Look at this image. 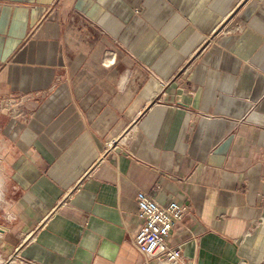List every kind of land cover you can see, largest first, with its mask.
<instances>
[{"label": "crops", "instance_id": "obj_1", "mask_svg": "<svg viewBox=\"0 0 264 264\" xmlns=\"http://www.w3.org/2000/svg\"><path fill=\"white\" fill-rule=\"evenodd\" d=\"M0 166V264H185L139 190L184 260L264 264V0H0Z\"/></svg>", "mask_w": 264, "mask_h": 264}, {"label": "built area", "instance_id": "obj_2", "mask_svg": "<svg viewBox=\"0 0 264 264\" xmlns=\"http://www.w3.org/2000/svg\"><path fill=\"white\" fill-rule=\"evenodd\" d=\"M3 202H6L5 193ZM137 202L141 225L133 237L134 246L145 256H164L169 260L193 264L184 260L181 246L168 242L172 228L183 221L188 206L175 200L163 204L145 190H139ZM6 214L8 216L7 210Z\"/></svg>", "mask_w": 264, "mask_h": 264}, {"label": "rangeland", "instance_id": "obj_3", "mask_svg": "<svg viewBox=\"0 0 264 264\" xmlns=\"http://www.w3.org/2000/svg\"><path fill=\"white\" fill-rule=\"evenodd\" d=\"M3 178L1 166H0V179ZM6 200V199H5ZM6 210H7V205L6 203L3 202V200H0V225H5L6 223Z\"/></svg>", "mask_w": 264, "mask_h": 264}, {"label": "bare ground", "instance_id": "obj_4", "mask_svg": "<svg viewBox=\"0 0 264 264\" xmlns=\"http://www.w3.org/2000/svg\"><path fill=\"white\" fill-rule=\"evenodd\" d=\"M0 186H1V179H0ZM0 199H1V188H0Z\"/></svg>", "mask_w": 264, "mask_h": 264}]
</instances>
